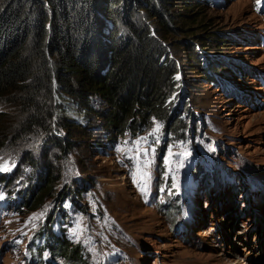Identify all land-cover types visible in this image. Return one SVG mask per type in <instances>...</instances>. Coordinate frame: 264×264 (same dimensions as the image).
<instances>
[{"label": "rangeland", "instance_id": "374dc122", "mask_svg": "<svg viewBox=\"0 0 264 264\" xmlns=\"http://www.w3.org/2000/svg\"><path fill=\"white\" fill-rule=\"evenodd\" d=\"M219 1H167L174 20L170 32H161L158 39L165 49L158 68L169 67L168 74L155 75L150 90L161 93L163 121L139 125L133 119L127 129H112L102 94L93 91L87 106L57 91L50 110L67 119H56L52 130L65 146L61 151L56 141L39 138V127L21 128L27 114L17 105L18 97L0 94V196L13 194L8 191L13 182L22 187L14 192L20 204L10 205L16 212L10 210L1 220L0 264L25 260L22 249H11L13 238L25 239L18 245L24 248L50 227L60 235L66 232L69 245L80 246L85 264H264V238L248 201L262 210L258 226L263 227L264 85L251 72L264 71V45L250 41L261 36L264 18L255 12L256 0ZM129 3L136 8L135 0ZM115 24L126 35L124 24ZM33 52L27 46L24 54ZM209 66L217 76L202 74ZM240 87L255 98L249 103L236 99L233 89ZM143 93L144 87L140 98ZM39 98L43 102L44 94ZM179 116L186 127L174 137L169 133L174 129L166 127ZM174 153H192L198 161L215 155L222 161H215L222 166V173L216 168L221 180L212 185L208 179L202 198H188L185 217L160 214L142 201L135 186L137 177L156 175ZM226 170L243 183L239 191H231ZM49 173L55 181L35 205L44 186L40 177ZM114 251L122 258L116 260Z\"/></svg>", "mask_w": 264, "mask_h": 264}, {"label": "trees", "instance_id": "16d2710c", "mask_svg": "<svg viewBox=\"0 0 264 264\" xmlns=\"http://www.w3.org/2000/svg\"><path fill=\"white\" fill-rule=\"evenodd\" d=\"M167 1L135 0L136 8H132L129 0H0V94L18 97L17 105L27 114L20 127H39V138L56 141L64 151L65 146L52 135L56 119L61 123L67 121L65 115L57 116L50 110L57 91L81 99L87 106L93 91L102 94L112 129H127L133 119L139 125L150 120L163 121L166 115L165 106L160 108L161 93L150 90L155 88V75L168 74L169 67L158 68V58L165 51L158 39L161 32H170L174 20ZM130 18L136 21L133 23ZM118 20L124 24L126 35L117 30ZM154 20L157 25H147ZM250 42L260 46L258 38ZM27 46L34 49L28 57L24 54ZM216 71L209 66L208 73L202 74L210 78L217 76ZM42 94L43 102L39 98ZM179 107L180 103L175 105L174 112ZM185 127L179 116L166 129H174L169 133L177 137ZM191 130L192 127L188 131ZM54 177V173L40 177L44 186L34 200L35 205L43 201ZM233 184L238 191V180ZM38 236L47 242L55 257L85 264L80 246L69 245L66 232L56 238L50 227ZM118 254L114 251L111 255L117 260Z\"/></svg>", "mask_w": 264, "mask_h": 264}, {"label": "bare ground", "instance_id": "6f19581e", "mask_svg": "<svg viewBox=\"0 0 264 264\" xmlns=\"http://www.w3.org/2000/svg\"><path fill=\"white\" fill-rule=\"evenodd\" d=\"M225 0H221V1H219V4H223V3H225L224 2ZM221 2V3H220ZM218 3V2H217ZM216 3V4H217ZM218 4V5H219ZM245 68V67H244ZM246 71H247V69H246ZM246 71H245V73H246ZM247 73L249 74L250 73V71H247ZM247 74V75H248ZM246 78V76H243L242 77V79H239V78H237V80L238 81H242L243 79H245ZM241 88V87H240ZM241 89H246V88H241ZM239 90L240 89H237V88H234L233 89V91H235V92H239ZM248 90H250V89H248ZM235 94V93H234ZM213 154H215L216 155V153L214 152V150H213ZM203 157V156H202ZM192 160H194V159H192ZM194 161H196V162H199L198 160H194ZM11 174L12 173H9L8 175H7V178H8V182L6 183V185H8L9 183H10V178H11ZM261 174H263V173H261ZM214 188L215 187H213V188H211L212 190H214ZM22 191V187L21 186H15V183L13 182V185L8 189V191H10V192H13V194H10L9 192H8V197H9V204H11V205H16V204H20V202H19V200H18V196H17V193H15L14 194V192H17V191ZM231 191H232V189H231ZM248 201H249V204H250V210L252 211V215L254 216V220H253V223H254V226H256L257 227V229L260 231V233H261V237L262 238H264V226L262 227V226H258V224L259 223H261L262 222V220H261V216H260V214H263V212H262V210L261 209H258V206L256 205V203L255 202H253L251 199H248ZM229 208V207H228ZM233 210V209H232ZM255 235H256V233H255ZM245 239V238H244ZM259 247V246H258ZM259 248H261V246L259 247Z\"/></svg>", "mask_w": 264, "mask_h": 264}]
</instances>
